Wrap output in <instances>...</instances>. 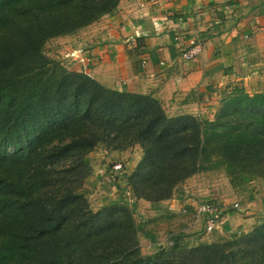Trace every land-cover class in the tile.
I'll use <instances>...</instances> for the list:
<instances>
[{
    "label": "trees",
    "instance_id": "16d2710c",
    "mask_svg": "<svg viewBox=\"0 0 264 264\" xmlns=\"http://www.w3.org/2000/svg\"><path fill=\"white\" fill-rule=\"evenodd\" d=\"M119 3L0 0V264H264V223L230 243L144 257L133 212L95 213L80 193L100 144L142 148L127 182L151 203L172 199L213 156L242 184L264 178V94L230 95L213 121L169 116L153 96L107 88L44 54Z\"/></svg>",
    "mask_w": 264,
    "mask_h": 264
},
{
    "label": "crops",
    "instance_id": "0c3cea01",
    "mask_svg": "<svg viewBox=\"0 0 264 264\" xmlns=\"http://www.w3.org/2000/svg\"><path fill=\"white\" fill-rule=\"evenodd\" d=\"M77 35L84 36L87 75L110 89L153 96L170 116L212 121L229 95L264 94V0H120L110 14L58 40ZM192 41L200 53L184 60ZM72 61V71H82ZM254 186L236 202L242 212L219 202L226 214L212 234L248 233L264 219V180ZM200 227L198 239L212 235L202 218Z\"/></svg>",
    "mask_w": 264,
    "mask_h": 264
},
{
    "label": "rangeland",
    "instance_id": "374dc122",
    "mask_svg": "<svg viewBox=\"0 0 264 264\" xmlns=\"http://www.w3.org/2000/svg\"><path fill=\"white\" fill-rule=\"evenodd\" d=\"M58 38L46 43L44 54L70 71L74 67L70 62L76 60L82 69L80 73L86 74L84 71L88 60L83 53L84 36L77 35L69 41ZM231 97L233 96L229 95L225 100L228 101ZM225 100L217 106L215 116L226 103ZM143 155L139 145L124 151L108 149L104 144L98 145L88 155L90 170L84 185L80 188V193L84 192L90 209L95 213L115 206H125L133 212L134 224L141 228L137 239L142 256H153L162 250L171 252L204 244H226L246 234L237 235L235 231L228 234L223 232L220 236L212 234L204 239H198L197 236L203 232L201 227L195 228L197 220L200 219L197 216V208L206 203L220 206L219 202L227 200L228 205L225 206L234 209L238 199H244L243 197L247 195L246 190L249 186L256 189L254 185L260 184L264 178H254L251 182L242 184L220 157L213 156L210 162L205 164V169L178 186L172 200L151 203L134 198L127 182L128 177L140 164ZM240 206L242 207V204ZM220 207L223 208L224 205ZM263 223L264 219L257 226Z\"/></svg>",
    "mask_w": 264,
    "mask_h": 264
},
{
    "label": "built area",
    "instance_id": "2783aa9c",
    "mask_svg": "<svg viewBox=\"0 0 264 264\" xmlns=\"http://www.w3.org/2000/svg\"><path fill=\"white\" fill-rule=\"evenodd\" d=\"M199 53L200 47L198 46V43L192 41L188 48L183 50L182 58L184 60H193L199 55ZM240 205L241 204L236 203L233 208L237 211H242L243 208ZM225 214V209L213 203L202 204L197 208V216L198 218H202L204 222V231L207 234H212L220 229Z\"/></svg>",
    "mask_w": 264,
    "mask_h": 264
}]
</instances>
